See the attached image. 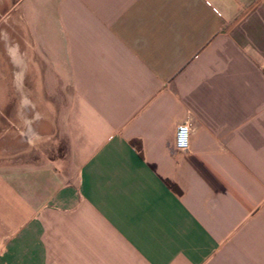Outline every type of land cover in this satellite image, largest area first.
<instances>
[{"label": "crops", "instance_id": "obj_1", "mask_svg": "<svg viewBox=\"0 0 264 264\" xmlns=\"http://www.w3.org/2000/svg\"><path fill=\"white\" fill-rule=\"evenodd\" d=\"M0 9L35 139L0 156V264H264V0Z\"/></svg>", "mask_w": 264, "mask_h": 264}, {"label": "rangeland", "instance_id": "obj_2", "mask_svg": "<svg viewBox=\"0 0 264 264\" xmlns=\"http://www.w3.org/2000/svg\"><path fill=\"white\" fill-rule=\"evenodd\" d=\"M11 21L9 15L0 9V128L5 123L15 120L13 109H18L24 123L23 128L18 130L14 137L7 135L9 130L0 129V156L28 159L35 153L34 136L31 135L29 128H25L29 122L30 98L23 85L15 90L12 80V65L8 58L9 52H13L14 45V26ZM3 112H7V116H4ZM17 139L20 140L19 145L13 143L15 140L18 141ZM62 143L63 140H59V144L53 149L61 153L65 148Z\"/></svg>", "mask_w": 264, "mask_h": 264}, {"label": "built area", "instance_id": "obj_3", "mask_svg": "<svg viewBox=\"0 0 264 264\" xmlns=\"http://www.w3.org/2000/svg\"><path fill=\"white\" fill-rule=\"evenodd\" d=\"M190 122L185 119L179 121L174 133V144L179 150L187 149L189 146Z\"/></svg>", "mask_w": 264, "mask_h": 264}, {"label": "flooded vegetation", "instance_id": "obj_4", "mask_svg": "<svg viewBox=\"0 0 264 264\" xmlns=\"http://www.w3.org/2000/svg\"><path fill=\"white\" fill-rule=\"evenodd\" d=\"M14 63H15V66H16V79H17V85H18V87H19V75H20V72H21V66H22V64L20 65V63H21V59H16V60H14L13 61ZM21 67V68H20ZM17 89H19V88H17Z\"/></svg>", "mask_w": 264, "mask_h": 264}, {"label": "bare ground", "instance_id": "obj_5", "mask_svg": "<svg viewBox=\"0 0 264 264\" xmlns=\"http://www.w3.org/2000/svg\"><path fill=\"white\" fill-rule=\"evenodd\" d=\"M12 50H13V48H12ZM11 54H12L13 61L16 60V59H17V60L20 59V57L16 54L15 51H13ZM20 65H21V63H20ZM21 67H22V66H21ZM21 67H20V68H21ZM17 86H18V85H17ZM18 88H19V87H18Z\"/></svg>", "mask_w": 264, "mask_h": 264}]
</instances>
